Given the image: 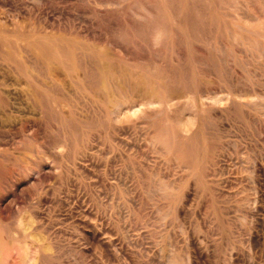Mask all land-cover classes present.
<instances>
[{
	"label": "rangeland",
	"instance_id": "374dc122",
	"mask_svg": "<svg viewBox=\"0 0 264 264\" xmlns=\"http://www.w3.org/2000/svg\"><path fill=\"white\" fill-rule=\"evenodd\" d=\"M191 238L264 264V0H0V264H188Z\"/></svg>",
	"mask_w": 264,
	"mask_h": 264
},
{
	"label": "bare ground",
	"instance_id": "6f19581e",
	"mask_svg": "<svg viewBox=\"0 0 264 264\" xmlns=\"http://www.w3.org/2000/svg\"><path fill=\"white\" fill-rule=\"evenodd\" d=\"M200 1V0H199ZM208 1V0H207ZM227 1V0H226ZM189 3V2H188ZM206 3H208V2H206ZM206 3H205V5H206ZM227 3V2H226ZM210 4V3H209ZM222 4V3H221ZM229 4V3H228ZM208 5V4H207ZM238 7V6H237ZM158 8H160L159 6H158ZM202 8V7H201ZM223 8V7H222ZM175 9V8H174ZM204 9V8H203ZM237 9V8H236ZM242 10V9H241ZM200 11H201V9H200ZM150 13V12H149ZM229 14V13H228ZM156 17V16H155ZM254 17V16H253ZM257 17V16H256ZM256 17H255V19H256ZM176 18H177V16H176ZM232 19V18H231ZM254 20V19H253ZM189 21V20H188ZM190 23V22H189ZM260 22H259V20H258V24H259ZM237 25V24H236ZM239 26V25H238ZM136 28V27H135ZM138 28V27H137ZM140 29V28H139ZM144 30V29H143ZM163 31H165L166 32V30L165 29H163ZM177 31H178V29H177ZM249 31V30H248ZM251 32H253V31H251ZM255 32V31H254ZM259 32V31H258ZM151 33V32H150ZM255 33H257V32H255ZM153 34V33H152ZM160 34V33H159ZM158 34V35H159ZM232 34V33H231ZM140 35V34H139ZM166 36H167V32H166ZM234 37V36H233ZM146 38V37H145ZM163 38V37H162ZM240 38V37H239ZM159 40V36H155V41L157 42ZM246 41H247V39H246ZM241 44V43H240ZM154 45H155V43H154ZM157 46V45H156ZM154 47V46H153ZM81 51H83V50H81ZM124 51V50H123ZM57 52H59V53H63V51L61 50V48L60 49H58L57 50ZM79 53V52H78ZM78 53L77 54H75L76 56L78 55ZM81 54H82V52H81ZM85 54V53H84ZM178 54V53H177ZM83 55V54H82ZM181 56V55H180ZM80 57H81V55H80ZM93 57V56H92ZM78 58V57H77ZM88 58V57H87ZM82 58H80V61H83V60H81ZM98 59V58H97ZM99 60V59H98ZM86 61H88V60H86ZM93 62V61H92ZM204 62V61H203ZM151 63V62H150ZM89 64V63H88ZM146 64V63H145ZM203 64V63H202ZM205 64H207L206 62H205ZM153 65H154V63H153ZM94 66V65H93ZM146 66V65H145ZM88 67V66H87ZM92 68H94V67H92ZM152 68V67H151ZM154 68V67H153ZM164 68V67H163ZM101 71H102V73H108L109 71H110V67H109V65L108 64H102L101 65ZM148 69V68H147ZM89 70V69H88ZM151 70V69H150ZM93 71H94V69H93ZM119 71V70H118ZM167 71V70H166ZM175 71V70H174ZM96 72V71H95ZM99 72H100V70H99ZM117 72V71H116ZM153 72V71H152ZM127 73V72H126ZM165 74V73H164ZM168 74V73H167ZM109 75V74H108ZM144 75H145V73H144ZM159 75V74H158ZM114 76V75H113ZM173 76V75H172ZM147 77V76H146ZM185 77V76H184ZM168 78V77H167ZM176 78V77H175ZM164 79V78H163ZM126 80V79H125ZM165 80H167V79H165ZM168 80H170L169 78H168ZM190 80V79H189ZM120 81H121V79H120ZM178 81V80H177ZM89 82V81H88ZM92 82V81H91ZM182 82V81H181ZM190 82V81H189ZM188 82V83H189ZM93 83V82H92ZM92 83H90V84H92ZM103 83V82H102ZM116 85H117V83H115ZM126 84V83H125ZM97 85V84H96ZM95 85V86H96ZM129 85V84H128ZM190 85V84H189ZM92 86V85H91ZM103 87L101 88V90L103 89V91L105 92V94H106V97L108 98V101H109V103H110V112L111 113H115V114H122V112L123 111H125V109H127V111L126 112H135V110H134V105H132V106H130L129 108L128 107H126V105L125 104H123L121 101H117V100H111L110 99V96H109V94L106 92V88H105V84L103 83V85H102ZM167 86H168V84H167ZM173 86V85H172ZM90 87V86H89ZM130 87V86H129ZM141 87V86H140ZM169 87V86H168ZM170 88V87H169ZM174 88V87H173ZM124 89V88H123ZM168 89V88H167ZM235 89V88H234ZM175 90V89H174ZM177 90H178V88H177ZM191 90V89H190ZM209 90V89H208ZM219 90V89H218ZM220 90H222V89H220ZM171 91H173V90H171ZM240 91V90H239ZM127 92V91H126ZM174 92V91H173ZM177 92V91H176ZM204 92V91H203ZM202 92V93H203ZM206 92V91H205ZM209 92V91H208ZM223 92V91H222ZM232 91L231 90H227L226 91V93H231ZM150 94H151V88H150V92H149ZM154 93V92H153ZM226 93H222L223 95L224 94H226ZM234 93V92H233ZM240 93V92H239ZM200 94V93H199ZM210 94V93H209ZM221 94V95H222ZM235 94V93H234ZM120 95V94H119ZM193 95V94H192ZM211 95H212V93H211ZM219 95H220V93H219ZM228 95V94H227ZM236 95V94H235ZM240 96H241V94H240ZM105 97V96H104ZM120 97V96H119ZM118 97V98H119ZM126 97V96H125ZM201 97V96H200ZM199 97V98H200ZM206 97H207V95H206ZM211 97V96H210ZM213 97V96H212ZM229 97V96H228ZM209 98V97H208ZM207 98V99H208ZM222 98L223 97H218V98H213L214 99V104H216V103H219L221 100H222ZM110 99V100H109ZM138 99V98H137ZM189 99V98H188ZM205 99V98H204ZM211 99V101L213 100L212 98H210ZM232 99V98H231ZM121 100V99H120ZM200 100H201V98H200ZM202 100H203V97H202ZM186 101V100H185ZM232 101V100H231ZM106 102V101H105ZM152 102H154V101H148V103H152ZM159 102H164L163 101V99H160V101ZM194 102V101H193ZM193 102H190L192 105H193ZM208 102H209V100H208ZM187 103H189V102H187ZM228 103H229V101H228ZM227 103V104H228ZM179 104V103H178ZM205 105V104H204ZM184 106V105H183ZM138 107V106H137ZM166 107V106H165ZM133 108V109H132ZM142 109V108H141ZM216 109V108H215ZM114 116V115H113ZM115 117V116H114ZM185 131V130H184ZM197 132V131H196ZM194 134H193V136L191 135H189V136H187L189 139H190V142L191 143H189V146L191 147L192 146V144H193V142H194ZM198 137V136H197ZM196 144V143H195ZM196 148V147H195ZM204 148V147H203ZM185 149V148H184ZM196 151V150H195ZM186 151H184V153H185ZM189 152H194V149H193V147H191V150H189ZM198 153H199V151H198ZM199 158V157H198ZM199 160V159H198ZM201 160V159H200ZM196 165V164H195ZM155 186V185H154ZM189 245L191 246L190 248H191V251L189 252V254H188V264H196L195 263V257L197 256V255H199L200 254V252H199V250H198V245H197V241L194 239V238H191V240H190V243H189ZM27 247L26 246H23V248H22V251H23V253H22V257H23V261H24V264H35L34 263V261H32L30 258H29V256H28V252H27V249H26ZM168 257V256H167ZM174 258V257H173ZM167 260H169V259H171V257L170 258H166ZM171 261H172V259H171Z\"/></svg>",
	"mask_w": 264,
	"mask_h": 264
}]
</instances>
